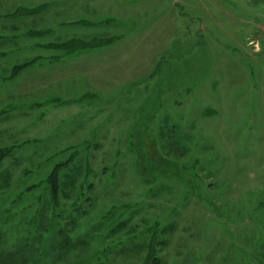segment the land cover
I'll return each mask as SVG.
<instances>
[{
	"label": "rangeland",
	"instance_id": "1",
	"mask_svg": "<svg viewBox=\"0 0 264 264\" xmlns=\"http://www.w3.org/2000/svg\"><path fill=\"white\" fill-rule=\"evenodd\" d=\"M66 3L0 0V264H264V0Z\"/></svg>",
	"mask_w": 264,
	"mask_h": 264
},
{
	"label": "crops",
	"instance_id": "2",
	"mask_svg": "<svg viewBox=\"0 0 264 264\" xmlns=\"http://www.w3.org/2000/svg\"><path fill=\"white\" fill-rule=\"evenodd\" d=\"M103 1V0H102ZM107 5L116 9V7L118 8V4H120L121 6H124V0H105ZM87 4V0H67V3L62 5L61 7H59L57 10L59 12H66L64 14H71V15H75V17L73 18L74 20H65L68 21V23H70V21H72V23H76L77 21L83 20L84 18H81V16H78L79 13L84 12L85 10H82L83 8L86 7ZM77 15V16H76ZM65 21H62V24H65ZM120 56H117L115 59L111 60L113 62H118L119 60L122 61H126L128 59L127 54H122L119 53ZM110 60V59H109Z\"/></svg>",
	"mask_w": 264,
	"mask_h": 264
},
{
	"label": "trees",
	"instance_id": "3",
	"mask_svg": "<svg viewBox=\"0 0 264 264\" xmlns=\"http://www.w3.org/2000/svg\"><path fill=\"white\" fill-rule=\"evenodd\" d=\"M17 69H22V67H17ZM49 180L52 187L53 194H56L58 191V169H54L49 176Z\"/></svg>",
	"mask_w": 264,
	"mask_h": 264
}]
</instances>
